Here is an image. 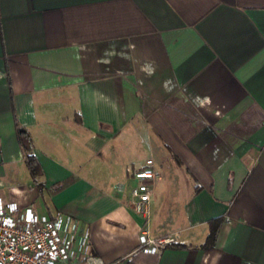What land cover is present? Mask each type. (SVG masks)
<instances>
[{
	"label": "crops",
	"instance_id": "crops-1",
	"mask_svg": "<svg viewBox=\"0 0 264 264\" xmlns=\"http://www.w3.org/2000/svg\"><path fill=\"white\" fill-rule=\"evenodd\" d=\"M132 144L158 172L145 216ZM0 195L72 215L114 264L142 227L198 244L216 215L212 245L136 264H264V0H0Z\"/></svg>",
	"mask_w": 264,
	"mask_h": 264
},
{
	"label": "built area",
	"instance_id": "built-area-1",
	"mask_svg": "<svg viewBox=\"0 0 264 264\" xmlns=\"http://www.w3.org/2000/svg\"><path fill=\"white\" fill-rule=\"evenodd\" d=\"M131 176L127 204L145 216L158 176L154 161L145 156ZM138 245L145 251H156L164 236L151 237L142 227ZM86 230H79L75 218L68 213L45 215L36 213L29 205L20 206L0 195V264H114L105 261L90 249Z\"/></svg>",
	"mask_w": 264,
	"mask_h": 264
},
{
	"label": "trees",
	"instance_id": "trees-1",
	"mask_svg": "<svg viewBox=\"0 0 264 264\" xmlns=\"http://www.w3.org/2000/svg\"><path fill=\"white\" fill-rule=\"evenodd\" d=\"M16 132L20 140V143L22 145V148L25 151L24 160L26 162V165L28 166L29 171L32 174L39 172L40 168H39L38 162L34 154L29 150L30 149L29 137L26 131L23 128L16 127ZM227 182H228V178H227ZM221 219H222L221 215H216L206 220V232L204 234L203 239L198 244H186L183 242L165 241L163 242L161 246H164V245L174 246V247H184V246L207 247V246H210L214 242L216 232L221 222ZM144 252L146 251L143 250L140 245H137L136 249L129 255L126 264H136L137 261L140 259L139 257L140 253H144ZM150 253H152L154 256L156 255V252H150Z\"/></svg>",
	"mask_w": 264,
	"mask_h": 264
},
{
	"label": "rangeland",
	"instance_id": "rangeland-1",
	"mask_svg": "<svg viewBox=\"0 0 264 264\" xmlns=\"http://www.w3.org/2000/svg\"><path fill=\"white\" fill-rule=\"evenodd\" d=\"M139 147L135 148L134 144L128 145L127 150H126V155L130 161L133 163H136L140 159H144L146 154L148 153V150L146 148L138 149ZM130 162H127V166L129 165ZM124 180H128L126 177Z\"/></svg>",
	"mask_w": 264,
	"mask_h": 264
}]
</instances>
